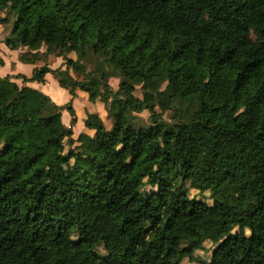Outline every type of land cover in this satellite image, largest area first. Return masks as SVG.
<instances>
[{"label": "trees", "instance_id": "16d2710c", "mask_svg": "<svg viewBox=\"0 0 264 264\" xmlns=\"http://www.w3.org/2000/svg\"><path fill=\"white\" fill-rule=\"evenodd\" d=\"M0 13L6 45L45 62L16 78L52 74L113 122L74 139L72 102L0 77V264H181L207 240L200 264H264V0H0ZM144 111L162 132L134 121Z\"/></svg>", "mask_w": 264, "mask_h": 264}, {"label": "crops", "instance_id": "0c3cea01", "mask_svg": "<svg viewBox=\"0 0 264 264\" xmlns=\"http://www.w3.org/2000/svg\"><path fill=\"white\" fill-rule=\"evenodd\" d=\"M2 16L6 17L5 13H0V58L3 60V65L0 66V77L4 78L11 76L13 77L12 80L16 82L21 89H30L47 95L57 105H66L72 102L77 114V123L73 126V138L77 139L82 133L91 135L92 130L87 129L85 126V121L88 117L87 110L100 114L102 108H104L103 105L90 104L87 100V94L82 91H77L76 97H73L68 90L59 85L52 74H47L45 83H24L21 78H16L17 75H24L30 78L34 70L43 66L45 62L41 59L34 60L32 56L27 57L29 62H24L22 56L27 52L26 48L12 50L6 45V41L11 32L13 17H11L8 22H5L4 19L1 18ZM63 64L64 60L61 57H51L48 61V65L52 69L63 67ZM63 68L65 69V67ZM67 112V110L63 112V122L66 126H71L72 118L69 112V116L67 115Z\"/></svg>", "mask_w": 264, "mask_h": 264}, {"label": "rangeland", "instance_id": "374dc122", "mask_svg": "<svg viewBox=\"0 0 264 264\" xmlns=\"http://www.w3.org/2000/svg\"><path fill=\"white\" fill-rule=\"evenodd\" d=\"M3 19H7L9 21V17L7 18V14L6 17H1ZM71 57L76 58L75 54H71ZM58 66V65H57ZM98 68L94 67V66H89V75H99L98 72H96ZM110 84L113 87L114 90H118L119 87V80L116 78H112L110 80ZM143 91H154L153 87H144L142 88V86H138L137 90L135 92V95L138 97H142L143 96ZM98 107V106H97ZM104 107V106H103ZM67 115L69 116L68 112ZM150 113L148 111H144L142 113H139L136 115L135 118V122H137L138 124H141L143 126H147L150 127L151 131L154 133H160L163 131V126L161 124H152L150 122ZM164 119L166 121H170V117H169V113H166L164 115ZM100 120H102V122H104V124L106 125V127L109 129L112 127V119L108 117L107 111L104 108H102L101 113L99 114V119H95L93 120L92 123V137L96 136L97 133V125L100 122ZM168 146L169 149L173 152V153H177V143H176V137L171 136L168 138ZM179 153V152H178ZM179 155V154H178ZM190 196L191 197H196V198H203L205 200H207L209 203H212V200L209 198V194L206 193L205 196H201L200 194H198L197 191L195 190H190ZM109 246V242L107 240H102L101 244L99 246V251L102 254H105L107 251V248ZM216 243L213 242L212 240H207L204 245L202 250H198L197 252H195L193 259L191 260L189 257H186L181 264H200V261H210L211 259V253L213 251V249L215 248Z\"/></svg>", "mask_w": 264, "mask_h": 264}]
</instances>
